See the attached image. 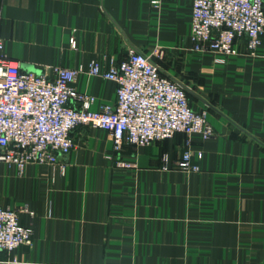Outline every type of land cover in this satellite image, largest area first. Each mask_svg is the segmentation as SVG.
I'll list each match as a JSON object with an SVG mask.
<instances>
[{
  "label": "crops",
  "instance_id": "crops-1",
  "mask_svg": "<svg viewBox=\"0 0 264 264\" xmlns=\"http://www.w3.org/2000/svg\"><path fill=\"white\" fill-rule=\"evenodd\" d=\"M0 7L4 53L21 70L81 66L74 85L94 96L97 110L115 105L116 84L90 74V61L108 67L132 46L193 91L191 107L214 130L208 139L177 132L114 150L106 130L84 124L70 132L62 170L1 162L0 205H25L19 222L33 234L30 244L0 251V264H264V36L257 54L243 38L235 54L196 50L190 0ZM187 147L202 152L198 170L173 168Z\"/></svg>",
  "mask_w": 264,
  "mask_h": 264
},
{
  "label": "built area",
  "instance_id": "built-area-1",
  "mask_svg": "<svg viewBox=\"0 0 264 264\" xmlns=\"http://www.w3.org/2000/svg\"><path fill=\"white\" fill-rule=\"evenodd\" d=\"M190 1L194 49L235 54V39L243 38L247 52L258 53L264 36V0ZM157 2L150 0L152 5ZM69 43L75 47L73 36ZM80 71L81 66L60 65H46L41 73L23 71L5 55L0 36V163L13 164L20 171L30 162L59 165L62 170L60 159L73 146L70 132L84 124L106 130L114 150L123 144L147 145L177 132L203 139L214 136L206 112L191 107L182 83L161 75L158 66L135 47H128L125 57L112 60L108 67L97 60L88 65L90 74L115 82L114 106L90 108L94 96L74 85ZM201 158V151L187 147L173 168L198 170ZM118 165L129 166L125 162ZM23 211H27L25 205H0V251L10 252L32 242L33 229L19 222Z\"/></svg>",
  "mask_w": 264,
  "mask_h": 264
},
{
  "label": "water",
  "instance_id": "water-1",
  "mask_svg": "<svg viewBox=\"0 0 264 264\" xmlns=\"http://www.w3.org/2000/svg\"><path fill=\"white\" fill-rule=\"evenodd\" d=\"M182 86L184 87V89H185L186 91H188V92H190V93H193V91H192L190 88H188L187 86H185L184 84H182Z\"/></svg>",
  "mask_w": 264,
  "mask_h": 264
}]
</instances>
